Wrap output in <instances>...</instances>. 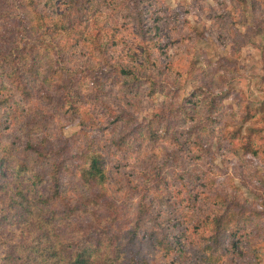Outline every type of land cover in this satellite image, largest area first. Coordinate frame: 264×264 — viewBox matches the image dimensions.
Segmentation results:
<instances>
[{
	"label": "clouds",
	"instance_id": "clouds-1",
	"mask_svg": "<svg viewBox=\"0 0 264 264\" xmlns=\"http://www.w3.org/2000/svg\"><path fill=\"white\" fill-rule=\"evenodd\" d=\"M0 264H264V0H0Z\"/></svg>",
	"mask_w": 264,
	"mask_h": 264
}]
</instances>
